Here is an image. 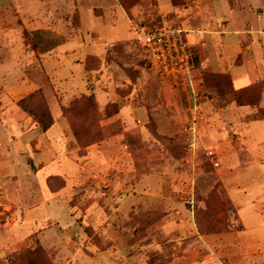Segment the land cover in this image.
<instances>
[{
	"label": "crops",
	"instance_id": "obj_1",
	"mask_svg": "<svg viewBox=\"0 0 264 264\" xmlns=\"http://www.w3.org/2000/svg\"><path fill=\"white\" fill-rule=\"evenodd\" d=\"M45 1L49 7L42 9L36 0H0V54L11 56L8 60L14 63L11 70L16 73L13 77L10 70L1 68L4 59L0 58V215L6 218L0 229L13 232L18 239L20 231L36 229L39 222L35 216L37 209L44 211L53 204L65 209L67 227L62 228L54 214L42 211L46 221L55 223L42 234L44 239L54 229L70 239L73 232L82 236L88 222L96 234L103 231L113 243L119 240V246L124 249L127 244L122 239L123 234L108 220L111 215L122 212L128 200L150 196L149 177L138 169L148 171L149 162L163 164L168 159L160 153H151L148 158L142 148L132 147L126 141L130 132L139 133L142 127L136 120L150 117L144 105L148 103L144 93L152 84L151 58L139 45L135 29L158 15L176 20L187 30L193 45L200 46L202 60L214 72L230 74L235 89L242 90L264 83V0H182L179 5H174L172 0H141L130 10L122 6L121 0ZM91 12H94L95 20L91 18ZM108 13L114 22L107 20ZM118 15L134 38L110 34L111 26L117 28ZM38 57L48 82L43 87L29 74ZM143 59L147 60L144 66L141 64ZM7 76L8 82L5 81ZM158 85L164 96L173 88L168 81H160ZM40 89L52 104L55 120L46 133H41L19 106L20 101ZM120 89L128 92L122 94ZM90 95L95 96L101 113L111 104L118 105L119 112L106 117L102 125L121 121L124 132L81 153L79 148L73 147L62 107ZM165 99L167 108L175 107L172 99L168 96ZM261 108H264V91L258 108H236L237 116L232 115L230 119H235L241 128L242 144L249 151L245 158L241 159L238 150L230 147L236 138L219 144L223 165L218 172L245 230L218 238L201 237L206 245L219 242L224 251L229 250L228 242L233 241L235 257H227L230 261L235 258L236 264L254 263L256 258L264 255V120L249 117L258 114ZM159 112L158 108L152 111L153 115ZM256 124L262 127L259 134L252 129ZM158 125L160 134L176 128L167 117ZM203 133L206 135L203 140L207 138L208 142L216 143V131L208 133L205 127ZM233 150L235 157L231 158ZM136 161L141 165L137 166ZM167 162L161 169L163 175L157 178L162 183L157 198L168 195L164 188L168 177L171 178L167 173L168 166L172 168L179 164L175 158ZM52 176L64 180L68 189L77 190L83 201L98 199L90 206L76 207L84 217L83 226L75 225L72 210L61 200L65 192L51 194L48 180ZM236 176L238 182L234 183ZM241 178L243 181L239 183ZM75 181L76 184L70 185ZM101 198L123 201L112 213L104 208L99 201ZM107 216L110 217L102 224L100 221ZM64 228L70 231L66 233ZM251 235L253 240H246ZM87 240L91 238H80L83 243ZM53 245L47 248H53ZM15 247H7L0 257L9 263L12 254L18 251ZM103 255L106 254L98 252L94 261H104ZM127 256L135 259L129 253ZM210 258L211 254L207 255L205 263Z\"/></svg>",
	"mask_w": 264,
	"mask_h": 264
},
{
	"label": "rangeland",
	"instance_id": "obj_2",
	"mask_svg": "<svg viewBox=\"0 0 264 264\" xmlns=\"http://www.w3.org/2000/svg\"><path fill=\"white\" fill-rule=\"evenodd\" d=\"M44 1L45 0H36V4L40 8L45 9L48 5H46V1ZM86 17L90 21L87 14ZM91 18L93 20L96 19L94 12H91ZM106 18L109 22H114V19L109 13ZM116 20L117 28L114 29L111 26L110 34L113 37L125 35V37L134 38V35L124 26L123 22L125 21L120 15L117 16ZM148 21H152V18L150 17L149 20L144 22ZM9 24L12 25V22L10 21ZM194 47L193 45V50ZM196 48L201 59L202 70L198 73L199 76L203 77L202 71L214 72L208 63L202 60L200 46H196ZM17 56L18 54L15 55V57ZM0 58L4 59L1 68L10 70L13 77H15L16 73H13L14 70H11L15 65L11 60H8L11 56L0 54ZM33 62L35 64L34 70L29 72L31 78L33 79V76H35L38 82L40 81L41 87L46 86L48 82L44 72L40 69L39 57ZM146 63L147 60L143 59L141 64L144 66ZM150 68L152 84L147 86L144 93L145 100L148 101V103H144V105L149 110L150 117L146 120H136L139 125L141 123L142 127L139 133L130 132L126 141L128 144L132 145V147L142 148L148 158H150L152 154L160 153L164 154V156L168 158L167 160H170V158L173 159L174 157L178 158L179 164L172 168L168 166L167 173H169L171 178L168 177V183L164 184V188L168 191V195L165 196L166 198H157L158 196H156L159 194L160 186L162 185L157 178L158 175H163L161 169H163L164 164H168L169 162L164 158L165 161L163 164L149 162L148 171L138 169L143 173H147L149 177L150 182L148 183V187L150 189H147L149 190L150 196H138L137 198L128 200L122 212L117 215H111V218L108 220V222L116 224L117 229L123 234L124 238L122 239L125 240L128 248L126 246V248L124 247L123 249L119 246V240L115 243L110 241L109 237L103 231L96 234V231L91 225H88V222L83 227L84 233L82 236H84V238H91L90 241L81 242L80 238H82V236H80V234L78 235L76 232H73L71 239L65 236L63 237L56 229L48 233L44 239L42 234L47 231L50 226L55 225V223L46 221V215H42L43 212L54 214L59 218L62 228L66 226L65 223L67 218L64 214L65 209L52 204L51 207H46L44 211L41 208L37 209L35 216L39 222L36 224V229L34 231L32 229L20 231L18 239L15 238L13 232L0 229V253L6 251L5 249H7V247H12V245L16 246L15 250H18L17 252L22 251L29 245L30 239L36 235L44 248L48 250L49 259L51 260L49 264H236L234 261L235 258L230 261L227 257V255L235 257L236 252L234 251L235 245L233 241L228 242L229 250L224 251L220 249L222 245H220L219 242H212L210 245H206L201 239V237L205 236H214L218 238V236L221 235L236 234L245 230L238 211L227 193L220 173L218 172L223 165L222 159L220 160L221 150L219 144H223L225 141L229 143L231 139L236 138L235 143H230L232 144L230 147L235 148L236 151L238 150L237 154L241 159L249 154L247 146L242 144L243 135H241L240 126L236 124L237 121L235 119L232 121L230 120L232 119V115L234 117L237 116V111L234 107L235 104L231 103V100L222 98L217 90L208 89L205 84L202 88L203 93L199 97L187 96L183 91L171 85L173 87L172 90L169 89V93L165 96H168L170 100L172 99L171 103H174L175 107L172 106V108H167L165 106L167 103L165 101L167 100H164L165 96L160 90V85H158L160 81L166 82L167 80L163 79L151 65ZM6 80L7 82L9 81L8 76L5 81ZM10 85L12 84H9V86ZM40 92H42L46 101L43 98L44 101H41L42 103L36 102L33 104L32 111L37 115H41L42 112H44L43 110L48 108L52 113V104L47 100L43 89H40ZM127 92L128 90L120 89V93L122 94ZM38 100H40V98H38ZM101 106H103V101H101ZM108 107H110L109 111L113 110L112 104ZM155 108H158L160 112L153 115L152 111ZM107 109L100 113L102 118L98 120L94 130H99L101 128L108 129V127L114 126V136H118L124 132L123 123L121 121L108 126L102 125V122L106 120ZM166 117L169 121L173 122L176 128L166 134H160L158 131V124L164 121ZM249 117L250 119H263L264 113L260 112L253 116L249 115ZM32 120L33 124L40 128L41 133H44L34 118H32ZM74 120L75 119L72 121ZM52 121L55 123L54 117ZM76 122L78 123L80 121L77 120ZM194 124L197 128L194 130L195 132L191 130ZM205 127L208 133L211 130L217 132V137H214L216 143L211 142L212 140L208 142L209 140L207 138L206 141L203 140L204 136H206L204 133L202 134ZM252 129L255 130L256 134L262 131V127L258 124L253 125ZM70 133L73 138V147L78 148L71 127ZM36 142L38 143V140H36ZM235 150L232 151L231 158L235 157ZM80 152L84 153L85 151L84 149H80ZM218 163L219 165H217ZM136 165L139 166L141 164L136 161ZM39 171L40 168L36 169L37 173ZM114 174L116 175L117 172ZM183 175H187L189 178H182ZM55 178L56 177L52 176L48 180V188L50 191L61 187L59 181H53ZM244 179H246V177H244ZM241 181H243V178H241L239 183ZM237 182L238 179L236 176L234 183ZM76 183L75 181L70 185ZM131 183L133 186L135 185L134 180H132ZM242 185L243 184H241V186ZM60 192H65L61 195V200L72 210L71 217L75 225L83 226L84 217L76 207L79 205L81 207L90 206L92 202H98V199L95 198L92 202L83 201L77 190L68 189L67 186ZM222 199L230 201V204L233 205L234 213L232 211L229 212V215H231L229 222L222 218L221 224H219L220 217L215 216L212 218L211 224L220 230L226 227L228 231L214 235H204V232H202L199 227L198 216L203 220V214L209 209L208 207L211 209H219L220 200ZM99 201L102 202L104 208L107 207L105 209L113 213L115 208H118L122 204L123 200H119L118 198H101ZM108 217L110 216L104 217L100 222L104 224V219L106 220ZM250 219L252 220L253 217H250ZM3 223H6V218L0 215V224ZM202 225L203 227L206 226L207 221H202ZM212 225L209 226L214 228ZM209 226L206 227V229L209 228ZM238 229H240V231H236ZM69 231V229L64 228V232L68 233ZM132 239L136 242L130 244L129 242ZM249 239L253 240L252 235L246 238V240ZM52 243L54 244L53 248L48 249L47 247H50ZM131 246H133V248ZM133 249L135 251L133 254L135 259H131L130 256H127ZM98 252L106 254L103 255L105 256L104 258H106L104 261H94ZM210 254L211 258L205 263L204 258ZM4 260V257H0V264L8 263ZM250 264H264V255L262 258H256V261Z\"/></svg>",
	"mask_w": 264,
	"mask_h": 264
},
{
	"label": "trees",
	"instance_id": "obj_3",
	"mask_svg": "<svg viewBox=\"0 0 264 264\" xmlns=\"http://www.w3.org/2000/svg\"><path fill=\"white\" fill-rule=\"evenodd\" d=\"M141 0H121L122 6L126 10H130L140 3ZM174 5H179L182 3V0H172ZM201 59L196 47H194V71L195 73L201 72ZM203 83L207 86L208 89L217 90L222 98H226L227 100H231V103L235 104V108H246V107H259L264 91V83L260 82L248 88L242 90H236L233 84L232 77L228 73H215V72H203ZM40 98V100H38ZM44 95L42 92L37 91L36 93L28 96L24 100L19 102V106L21 109L30 117L34 118V120L38 123V125L42 128L44 133L48 132L52 126L54 125L53 116L51 111L48 108H45L41 115H37L33 109V104L36 102L42 103ZM35 101V102H34ZM46 101V100H45ZM113 110L109 111L107 109L106 117H113L119 112L118 105H112ZM264 108H261L258 113H264ZM98 104L96 103L95 96H85L80 99H76L71 102L68 107L62 108V116L67 119L71 131L73 133V137L76 141L78 148L86 149L92 145L99 144L106 140L109 137L115 135L113 132L114 126L108 127V129H99L94 130L98 120L102 118L100 114ZM75 119L74 121H72ZM79 120L80 122H76ZM90 120V121H88ZM264 120V118H263ZM168 148V146L166 145ZM166 149V148H165ZM169 150V148H168ZM177 161L178 158L174 157ZM53 181H59L61 187L52 189L50 192L52 194L59 193L63 189L66 188L65 182L62 179L55 178ZM209 209L206 213L203 214L204 219L202 220L200 216H198L199 227L204 232V235H214L219 234L224 231H228V228H222V230L216 228L212 225V218L215 216L220 217L219 224H221V219L224 218L229 222L231 215L229 212H233V205L230 204L228 200H220L219 209ZM234 213V212H233ZM223 216V217H222ZM207 221V225L203 227L202 221ZM241 220V219H240ZM242 223V222H241ZM212 225L214 228H211ZM243 225V224H242ZM206 229V227H208ZM145 229V228H144ZM227 229V230H226ZM93 230V229H92ZM240 231V229L236 230ZM201 234V233H200ZM136 241L132 239L129 243L133 244ZM146 244V243H145ZM133 248V246H131ZM134 249L130 253L131 256L134 254ZM49 253L46 248L42 245L40 239L34 235L29 242V245L22 251L15 252L10 257L9 263L7 264H49L51 261L49 259ZM5 264V263H2Z\"/></svg>",
	"mask_w": 264,
	"mask_h": 264
},
{
	"label": "built area",
	"instance_id": "obj_4",
	"mask_svg": "<svg viewBox=\"0 0 264 264\" xmlns=\"http://www.w3.org/2000/svg\"><path fill=\"white\" fill-rule=\"evenodd\" d=\"M135 33L139 45L150 55L151 67L163 79L187 96L199 97L203 93V77L194 71L193 43L177 21L158 15L139 24ZM192 127V131L197 129L195 124Z\"/></svg>",
	"mask_w": 264,
	"mask_h": 264
}]
</instances>
